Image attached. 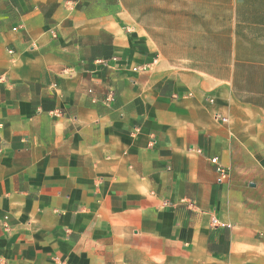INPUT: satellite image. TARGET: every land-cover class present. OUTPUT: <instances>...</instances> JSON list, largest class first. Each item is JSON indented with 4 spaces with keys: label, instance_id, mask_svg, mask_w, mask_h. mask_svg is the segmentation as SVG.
<instances>
[{
    "label": "crops",
    "instance_id": "obj_1",
    "mask_svg": "<svg viewBox=\"0 0 264 264\" xmlns=\"http://www.w3.org/2000/svg\"><path fill=\"white\" fill-rule=\"evenodd\" d=\"M0 264H264V0H0Z\"/></svg>",
    "mask_w": 264,
    "mask_h": 264
},
{
    "label": "built area",
    "instance_id": "obj_2",
    "mask_svg": "<svg viewBox=\"0 0 264 264\" xmlns=\"http://www.w3.org/2000/svg\"><path fill=\"white\" fill-rule=\"evenodd\" d=\"M135 71H136V69H135ZM209 102H212V99H209ZM214 118H215V120H217L221 123H227V118H224V117L220 116L219 114H215ZM211 163L214 164L216 167V172L218 173L219 180L220 181L226 180L228 177V169L226 167H224L223 165H221L218 162L217 158L211 159ZM212 226L213 227L218 226L216 220L212 221ZM227 227H229V226H227Z\"/></svg>",
    "mask_w": 264,
    "mask_h": 264
}]
</instances>
